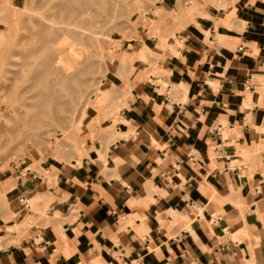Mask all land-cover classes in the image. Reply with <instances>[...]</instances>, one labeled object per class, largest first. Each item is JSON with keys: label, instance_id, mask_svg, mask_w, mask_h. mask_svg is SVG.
Returning <instances> with one entry per match:
<instances>
[{"label": "crops", "instance_id": "crops-1", "mask_svg": "<svg viewBox=\"0 0 264 264\" xmlns=\"http://www.w3.org/2000/svg\"><path fill=\"white\" fill-rule=\"evenodd\" d=\"M153 11L114 53L80 159L0 171V264H264V0Z\"/></svg>", "mask_w": 264, "mask_h": 264}, {"label": "rangeland", "instance_id": "rangeland-1", "mask_svg": "<svg viewBox=\"0 0 264 264\" xmlns=\"http://www.w3.org/2000/svg\"><path fill=\"white\" fill-rule=\"evenodd\" d=\"M1 1L3 0H0V34L2 37L0 50L7 51V54L0 59V65L3 63L6 69L11 63L21 64L23 61V54H27L41 47L40 38L37 35L38 23L48 27L68 29V33H60L55 37L57 39V45L63 47H71V44L73 45L72 48L76 52L78 61L73 76L77 78L75 79V86L82 87L83 95L81 103H79L77 109L73 112L74 115L72 114L74 116L73 121H71V113L67 111L62 114H57V118L54 122L49 123V120L46 121L44 119L45 122L31 126L30 129L32 130L25 133L22 131H14L19 121L17 122L15 115L8 113V109L6 108L11 103L14 105L17 104V101H15L17 100L15 99L16 97L14 98L12 94H6L0 91V102H5L4 105L0 107V171L5 170L11 163H19L29 159L38 162L46 160L48 157H54L58 160L65 161H70L73 158L80 159V149L85 144L86 139L90 137L88 133L92 130L90 127L85 134L80 136V130L89 120V109L93 106L97 96L103 93V89L105 88L103 80L108 68H110L114 53L121 49L123 41L133 36V28L138 18L143 14H154L153 10H156L155 14H159V16H161L160 13L163 12L165 16L170 15L176 17L179 14L182 18H192L195 14L201 13L204 9L225 7L226 5L223 6L222 4H226L227 2V0H180L182 7L179 8L180 11L178 10V13L175 15L172 11L167 9L156 8L157 0H126V2H124L125 0H109L110 2L108 0H98L99 2L104 1L107 5L111 4L112 1H114V3L117 2V6L119 5V7L112 2L108 9L115 8L117 11H115V9L113 11L118 13H115L116 15L113 16V12L110 10L111 12H109L113 16L111 17L110 13L106 11L107 9L102 10L105 5H100L101 7L99 5H94L96 8L90 5L88 8L92 9L89 11L92 15L98 13L100 10L101 13L104 12V14L98 13L101 15L95 19V26H84L83 30V28H74L72 26V17L69 18L65 13L53 8L56 0H4V3ZM209 1L212 2L210 3ZM107 5L106 7H108ZM8 6H10V8H8ZM97 6H99V8ZM113 6L117 8H113ZM16 7L18 9H23L18 10ZM93 9H97V11L95 12ZM105 11L110 16L105 15ZM92 12H94V14ZM13 27L15 28L13 29ZM93 32H96L97 35H92ZM9 40L11 41L10 44ZM137 53L140 59L147 61L142 49ZM30 62H34V59ZM32 69V66L23 69V74L20 75L13 84L15 88L14 92L21 91V89L28 84L27 80L32 74L28 70ZM86 69L88 71H86ZM1 75L2 74H0V82L3 78ZM105 93H107L109 97H112L113 91L109 90ZM81 109L85 111L81 113ZM44 123L46 125H44ZM41 126L45 127L42 128ZM40 127L42 129H40ZM35 128L37 131H35ZM45 129H50V132H52L51 135L53 137L50 136L51 140L49 141H40L32 138L33 136H29L34 131L36 134L35 132L33 134L38 135V132L40 133L41 130ZM53 140H55V142H53Z\"/></svg>", "mask_w": 264, "mask_h": 264}, {"label": "bare ground", "instance_id": "bare-ground-1", "mask_svg": "<svg viewBox=\"0 0 264 264\" xmlns=\"http://www.w3.org/2000/svg\"><path fill=\"white\" fill-rule=\"evenodd\" d=\"M112 2L114 3V1ZM124 2H126V0ZM104 3H105L104 1L99 2L98 0H56L53 5V8L57 9L58 11L62 13H65L69 18L72 17L73 18L72 26L74 28L75 27L83 28L84 30V26H88V25L95 26V19L101 14H104V12L101 13V10L100 11L98 10L99 11L98 13H101V14H98V13L94 14V12H92L94 14L92 15L89 12L92 9L88 8L90 5H92L94 8H96V6L94 5H99V6L105 5V7H103L102 10L107 9L106 11L108 13L112 11L113 16L116 15L115 13H118V12H115L117 11V9L114 8L117 6V2L114 3L116 4V6H113L115 11H113L114 9H111V8H110L111 11L108 9L109 5L111 4L107 5L106 3L105 4ZM195 4L197 3L195 2ZM106 5L108 7H106ZM222 5L224 6L226 4H222ZM10 6H8V8H10ZM99 6L97 7L99 8ZM117 7H119V5ZM19 9H23V8H19ZM93 10H95V12L97 11V9H93ZM19 12H22V11H19ZM107 12L105 15L110 16L111 13L109 15ZM162 13H160L161 15L160 17H164V18L167 17L165 16L164 13L162 15ZM112 15L111 17H113ZM14 28L15 27H13V29ZM68 31H69L68 29H58V28H53L51 26L48 27L46 25L38 23L37 35L40 38L41 47L27 54H23L22 55L23 61L21 64L11 63L9 64V67L6 69L4 68L5 65L3 63L1 64L2 66L0 65L1 66L0 74H2L1 76L3 77L2 81L0 82V91L5 92L6 94H12V96H14V98L16 97L15 99H17L15 101H17L18 105L16 103H15L16 105L11 103L6 107L8 109V113L15 115L16 121L17 122L19 121L14 131H18V132L22 131V132L27 133L29 130L30 131L32 130L30 129L31 126H35L39 123L45 122L44 119L46 121L49 120L50 121L49 123H52L56 120L57 114H62L68 111L72 115L73 112H75V109H77V106L79 105V103H81L83 89L82 87L80 88L79 86L78 87L75 86V83H76L75 79L77 78L73 76V73L76 71L75 70L76 65L78 64L76 52L72 48L73 46L72 44H71V47L70 46L63 47L61 45H57V39L55 37L57 34H60V33L66 34L68 33ZM92 35H97V33L93 32ZM1 39L2 37L0 34V45H1ZM10 42L11 41L9 40V44ZM6 54H7V51L1 49L0 59L5 57ZM33 59H34V62L31 63L30 61ZM30 66H32L33 69L28 70L30 73H32L31 77L27 80L28 84L23 89H21V91L14 92L15 90L13 86L14 82H16L17 78L23 74V69H25L26 67H30ZM86 71L88 70L86 69ZM4 103H5L4 101L0 102V107L3 106ZM83 111L85 110L81 109V113ZM73 115L71 116V121H73V117H74ZM44 125L46 124L44 123ZM41 127L44 128L45 126L44 127L41 126ZM41 127L40 129H42ZM35 131H37L36 128H35ZM50 131H51L50 129H45V130H41L40 133L38 132L37 133L38 135H35L36 132L35 134H33L34 133L33 132L32 133L33 135L31 134L29 136H33L32 138L40 140V141L42 140L49 141L51 140L50 136H52L51 135L52 132ZM55 140H53V142H55Z\"/></svg>", "mask_w": 264, "mask_h": 264}]
</instances>
